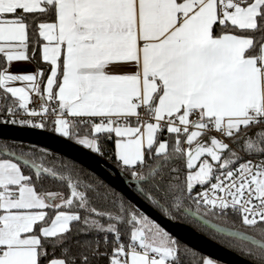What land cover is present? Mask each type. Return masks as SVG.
<instances>
[{"label":"snow or ice","instance_id":"1","mask_svg":"<svg viewBox=\"0 0 264 264\" xmlns=\"http://www.w3.org/2000/svg\"><path fill=\"white\" fill-rule=\"evenodd\" d=\"M0 57V123L111 143L153 208L232 217L212 227L264 261V0H0ZM47 161L0 147V264H182L161 223Z\"/></svg>","mask_w":264,"mask_h":264},{"label":"water","instance_id":"2","mask_svg":"<svg viewBox=\"0 0 264 264\" xmlns=\"http://www.w3.org/2000/svg\"><path fill=\"white\" fill-rule=\"evenodd\" d=\"M0 140H9L42 147L86 167L112 188L122 193L123 196L141 212L149 215L151 218L155 219L156 222L161 223L174 239L200 254L205 255L207 258H211L220 264H256L232 249L210 239L192 226L174 221L162 215L138 195L139 191L136 182L122 169L70 138L61 137L54 132L41 128L0 123ZM188 216L204 227L224 235L218 232L216 228H213L212 225L215 224L221 227L226 226L214 222L207 217H205V219L210 221V223H205L203 220L197 219L191 215Z\"/></svg>","mask_w":264,"mask_h":264},{"label":"trees","instance_id":"3","mask_svg":"<svg viewBox=\"0 0 264 264\" xmlns=\"http://www.w3.org/2000/svg\"><path fill=\"white\" fill-rule=\"evenodd\" d=\"M41 43H42V40H41V38L38 37V34L34 31H30L29 48H30L31 53L34 49L37 51V60L33 61L36 65H37V61H38V57H39L38 51H39V47H40ZM39 63L41 65V67H43L45 69L44 64L40 61H39ZM3 65H4V60L0 59V67H2ZM44 129L48 130L50 132H54V131H52L51 123H49L48 126ZM78 130L81 132L82 135L87 133V128L84 126H81ZM71 140L75 141V138H72ZM5 143H7L9 145L17 144V145L23 146L25 148H33L34 147L38 151L42 150V151L47 153V157H48L47 163L49 166L55 167L58 171L63 172L65 175H69V174L72 175L74 178L78 179L81 182V184L92 183V182H95L97 184H103L107 189L112 191L116 196H123L122 193H120L116 189L112 188L110 185H108L105 181H103L95 173L91 172L86 167H83L82 165H80V164L72 161L71 159H68V158H66L60 154L54 153L50 150H47V149H44L42 147H38L35 145L25 144V143H20V142H14V141H9V140H0V147H2ZM103 147L105 148V154L103 155V158L105 160H108L109 156L111 155V152L108 151V149H110L112 147V144L111 143H105L103 145ZM111 163L114 164L115 166H117L116 163L114 162V160L111 161ZM45 190L58 191V192L63 193L64 195L69 194V189L67 188L66 184H62L60 182L52 181L50 179L46 182ZM138 195L142 199H144L147 203H149L139 192H138ZM95 206L102 207V205L99 202H97ZM156 210L159 211L162 215H164L160 210H158V209H156ZM207 218L214 221V222H217L223 226H226V227L232 226L231 225V221L233 220L232 217H226V218L218 219L216 217L208 216ZM170 219L192 226L193 228H195L200 233L210 237L212 240L226 246L227 248L232 249L233 251L237 252L241 256L251 260L252 262H254L256 264H264V261H261L258 258V255H257L256 250L254 248L252 249V254H250L249 253V247L250 246L245 245V244L235 240L234 238L227 237V236L221 235L219 233H216V232L204 227L203 225H201L200 223H198L196 220H194L193 218H191L188 215H178L175 218H170ZM236 226L239 227L238 222H237ZM242 230L243 231H251L248 229H242ZM208 231L211 232V234H208L207 233ZM124 239L127 240L126 234L124 236ZM178 243L180 246L182 264H201L202 259H208L205 255L200 254L199 252L187 247L186 245H184L180 241H178ZM98 264H104V262L101 261V262H98Z\"/></svg>","mask_w":264,"mask_h":264},{"label":"crops","instance_id":"4","mask_svg":"<svg viewBox=\"0 0 264 264\" xmlns=\"http://www.w3.org/2000/svg\"><path fill=\"white\" fill-rule=\"evenodd\" d=\"M49 22H51V21H49ZM41 40H42V38H41ZM44 42L42 41V43H41V45H40V47H39V49L42 47V44H43ZM39 52V51H38ZM29 53H30V55H31V51H30V48H29ZM0 59H2L3 60V58L2 57H0ZM40 62H42L43 63V61H40ZM44 64V63H43ZM36 64L32 61L31 63H28V62H13V65H12V68H11V71L12 72H27V71H33V70H35V68H36ZM44 67H45V72L47 73V69H48V66L46 65V64H44ZM17 86H23L22 84H17Z\"/></svg>","mask_w":264,"mask_h":264},{"label":"built area","instance_id":"5","mask_svg":"<svg viewBox=\"0 0 264 264\" xmlns=\"http://www.w3.org/2000/svg\"><path fill=\"white\" fill-rule=\"evenodd\" d=\"M34 99H36V98L34 97ZM2 119H6V117L0 115V120H2ZM37 122H39V121H37ZM49 123H50V122H49ZM49 123H48V124H49ZM9 125H12V124L9 123ZM17 126H21V125L17 124ZM29 127H30V126H29ZM97 154H98V153H97ZM98 155H100V154H98ZM100 156L103 157V155H100ZM113 160H114V158L112 157V155H110L107 161L111 163V161H113Z\"/></svg>","mask_w":264,"mask_h":264},{"label":"rangeland","instance_id":"6","mask_svg":"<svg viewBox=\"0 0 264 264\" xmlns=\"http://www.w3.org/2000/svg\"><path fill=\"white\" fill-rule=\"evenodd\" d=\"M57 135H59L58 133H56ZM60 136V135H59ZM61 137H63V136H61ZM65 138H68V137H65ZM75 141H76V139H75ZM76 143H77V141H76ZM79 144V143H78ZM84 147V146H83ZM208 234H211V232H207ZM208 237V236H207ZM210 238V237H209ZM211 239V238H210ZM219 240V239H218ZM216 262V261H215ZM216 264H220V263H218V262H216Z\"/></svg>","mask_w":264,"mask_h":264}]
</instances>
